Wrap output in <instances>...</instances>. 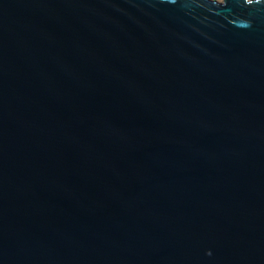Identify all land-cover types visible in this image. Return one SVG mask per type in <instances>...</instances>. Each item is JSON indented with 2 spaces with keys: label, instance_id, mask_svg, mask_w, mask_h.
<instances>
[{
  "label": "water",
  "instance_id": "1",
  "mask_svg": "<svg viewBox=\"0 0 264 264\" xmlns=\"http://www.w3.org/2000/svg\"><path fill=\"white\" fill-rule=\"evenodd\" d=\"M0 264H264V0H0Z\"/></svg>",
  "mask_w": 264,
  "mask_h": 264
},
{
  "label": "rangeland",
  "instance_id": "2",
  "mask_svg": "<svg viewBox=\"0 0 264 264\" xmlns=\"http://www.w3.org/2000/svg\"><path fill=\"white\" fill-rule=\"evenodd\" d=\"M213 1H215V2H221L222 0H213Z\"/></svg>",
  "mask_w": 264,
  "mask_h": 264
}]
</instances>
